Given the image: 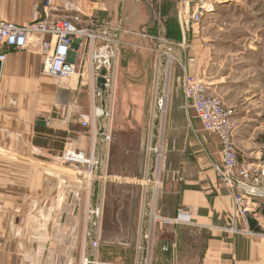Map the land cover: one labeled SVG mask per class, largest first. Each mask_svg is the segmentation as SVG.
Returning <instances> with one entry per match:
<instances>
[{"label": "crops", "instance_id": "obj_1", "mask_svg": "<svg viewBox=\"0 0 264 264\" xmlns=\"http://www.w3.org/2000/svg\"><path fill=\"white\" fill-rule=\"evenodd\" d=\"M179 9V0H52L50 8L44 0H0V20L7 22L23 25L35 17L77 14L80 28L121 25L134 32L121 34L126 45L117 63L110 143L103 142L107 127L101 120L96 122V136L93 126L84 127L79 120V114L89 112L93 104L90 72L81 73L86 45L76 60L81 74L67 79L43 72L39 37H30L20 51L0 46V56L7 54L0 59V264H81L89 247L85 212L98 204L104 210L100 258L106 264L147 263L156 248L177 256L185 247L192 256L182 262L178 256V264H264V199L250 201L246 215L237 213L232 193L215 169L222 164L218 136L204 130L192 107L185 110V96H174L170 109L155 122L150 116L151 48L157 44L152 37L188 39ZM196 36L191 47L177 54L191 75L203 77L209 91L235 109L239 166L257 168L264 152V116L240 106L249 108L262 100L256 91L237 90L232 79L234 73L256 70L241 64L246 51L237 50L236 57L241 53V58L228 64L224 49L220 67L228 68L215 74L212 69L221 62L217 43L203 47ZM173 68L170 75L179 86L182 70ZM154 136L163 147L159 212L174 218L185 210L192 222L182 225L196 228L161 224L146 256L137 253V239L143 230L144 203L151 194L141 184L155 168V160L146 157ZM66 150L94 152L101 160L96 173L119 182L85 180L89 166L65 163ZM182 233L201 234V247L196 241L191 247L182 245ZM163 246L171 248L164 251Z\"/></svg>", "mask_w": 264, "mask_h": 264}, {"label": "built area", "instance_id": "obj_2", "mask_svg": "<svg viewBox=\"0 0 264 264\" xmlns=\"http://www.w3.org/2000/svg\"><path fill=\"white\" fill-rule=\"evenodd\" d=\"M187 1L189 2V0ZM187 1L183 3L186 4ZM44 2L48 8L52 6V0H44ZM179 17L183 23V17L181 15ZM80 22L81 18L77 14L59 19L35 17L31 22L23 25L0 20V46H6L9 51L24 50L29 38L36 36L42 40L40 49L45 57L43 64L45 74L67 79L81 73L85 74V70H88L90 72L93 104L89 112L79 114V120L84 127L93 126L94 136L97 135L98 131L96 122L101 120L103 127H107L103 142L110 143L112 134L109 129L113 123L116 85L119 78L117 63L121 51L126 45L121 34L134 32L126 30L121 25L97 24L90 28H80L78 25ZM46 36L50 38L46 39ZM77 39L81 40V46L85 47L86 45L81 59V73L77 62L69 61L72 45ZM152 39L158 43L155 50L161 63H168L167 66H169L171 62L177 60L174 49L175 46L182 47V44H173L172 41L157 36H153ZM6 56V53L2 54L0 59L4 60ZM103 70L106 71L105 74H102ZM182 82L185 97L191 103L204 130L216 134L220 139L222 164L215 165V169L221 180L230 189L237 213L246 215L250 201L254 198L264 199V152L257 168L240 167L234 138L235 123L233 117L235 109L228 106L221 97L212 94L206 83L190 79L186 72ZM157 93L150 112L153 122L167 112L165 97L160 96L158 98L160 93ZM152 156L155 159L154 171L145 177V184H141L143 187L150 188L151 194L144 203L143 230L141 242L137 245V253L146 256L152 250L150 245L153 244L155 231L161 224L179 225L191 224L192 222V216L185 210H181L176 218L164 217L159 212L157 200L164 187L160 171L163 147L159 142H156V145L148 146L146 157L150 160ZM62 159L67 164H87L89 169L83 173L85 180L102 183L119 182L112 181V176L96 173L95 169L101 164V160L96 158L94 152L86 155L84 152L66 150L62 154ZM116 179L120 180L119 178ZM85 215L87 223L85 237L89 241V247L81 257V264H106L100 258V229L104 215L102 205L98 204L87 208ZM148 217L149 223L146 222ZM170 248L163 246L164 251H168Z\"/></svg>", "mask_w": 264, "mask_h": 264}, {"label": "rangeland", "instance_id": "obj_3", "mask_svg": "<svg viewBox=\"0 0 264 264\" xmlns=\"http://www.w3.org/2000/svg\"><path fill=\"white\" fill-rule=\"evenodd\" d=\"M179 1V16L181 15L183 17L186 27L188 28V39L181 42L172 41L173 44H182V47L175 46L174 50L177 60L171 62V66H167L168 63L163 64L159 61L155 50L158 43L154 44L151 48L153 49L152 59L154 62L152 74V86L154 88L153 103L155 101L156 92L160 93L158 98L160 96L165 97L167 110L170 109L172 98L174 96L184 97L185 94L183 90L182 78L185 72L188 74L190 79L200 80L206 83L203 80V77L201 78V76L197 77L191 75L187 69L185 61L181 55L179 56V54H177L178 52L191 47V41L195 38V35H197L198 37H196L201 40V45L203 47L208 44L213 45L214 43L212 41H216L217 43L216 47L217 50H220L218 51V54L221 56V62H218V65L212 69V72H216L215 74L219 72L224 73L225 70H227L226 68H228L226 65L225 69L220 67V65H224V63H222L223 60H225L224 49H228L227 63H231L233 59L235 60V58H241V53L236 57L237 50L241 52L243 50L246 51L245 57L243 56L245 59H242L241 64L244 66L248 64L246 67H250L252 65L254 67L251 66L250 68H255L256 71L254 73H245L249 71L234 73L232 75V79L235 81L234 84L238 85L237 90H241L243 94H249L256 91L257 93L255 96H258V98L261 97L262 100V104H252L249 108L248 105H241L240 107L250 109L253 112L261 113L264 116V0H189L190 3L187 0ZM184 1H187V3L184 4ZM197 14L198 17H196ZM210 48L213 50L212 46ZM254 49L257 50V54L251 53ZM172 66L174 68L175 66H180V69L182 70V78L178 80L180 82L179 86H177L174 82V74L173 76L170 75ZM243 69L246 70V68ZM156 86H158L157 90H155ZM259 94L261 95L259 96ZM186 100L187 98L185 101ZM183 107L185 110H190V107L192 106L187 100L183 103ZM157 125L158 124H156V128ZM157 137L154 136L152 138L153 142H151L153 144L151 143V145H156V142H158ZM152 160H155L154 156H152ZM146 222H150L149 217L146 219ZM171 226H176V228H196L195 226H186L182 224H173ZM201 236V234L196 235L195 233H192V235L182 233L181 244H188V246L191 247V245H194V242L196 241L198 242V248H200L203 238ZM156 250L154 257L152 256L153 260H150V262L147 263L141 260V263L139 264H178V256L179 259H181V262L188 260V258L192 256V254L189 253L190 249L187 250L186 247L182 250V253H179L177 256L176 253L165 254L160 250Z\"/></svg>", "mask_w": 264, "mask_h": 264}, {"label": "water", "instance_id": "obj_4", "mask_svg": "<svg viewBox=\"0 0 264 264\" xmlns=\"http://www.w3.org/2000/svg\"><path fill=\"white\" fill-rule=\"evenodd\" d=\"M80 46H81V40L77 39L72 45V49H71V52H70V58H69L70 62H75L76 61ZM1 66H2V63L0 62V71H1ZM105 73H106V71L103 70L102 74H105Z\"/></svg>", "mask_w": 264, "mask_h": 264}, {"label": "bare ground", "instance_id": "obj_5", "mask_svg": "<svg viewBox=\"0 0 264 264\" xmlns=\"http://www.w3.org/2000/svg\"><path fill=\"white\" fill-rule=\"evenodd\" d=\"M145 180L146 178L144 179V184H145ZM147 188V186H145V189ZM141 242V237L139 239H137V245ZM150 248L152 249L153 248V244L150 245Z\"/></svg>", "mask_w": 264, "mask_h": 264}, {"label": "trees", "instance_id": "obj_6", "mask_svg": "<svg viewBox=\"0 0 264 264\" xmlns=\"http://www.w3.org/2000/svg\"><path fill=\"white\" fill-rule=\"evenodd\" d=\"M183 230V229H182Z\"/></svg>", "mask_w": 264, "mask_h": 264}]
</instances>
